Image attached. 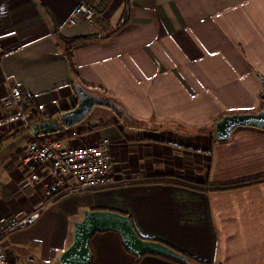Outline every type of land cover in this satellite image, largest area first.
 <instances>
[{
    "label": "crops",
    "instance_id": "0c3cea01",
    "mask_svg": "<svg viewBox=\"0 0 264 264\" xmlns=\"http://www.w3.org/2000/svg\"><path fill=\"white\" fill-rule=\"evenodd\" d=\"M80 1L0 0V117L11 84L49 124L77 106V87L112 102L117 108L105 106L89 124L91 112L40 133L56 130L48 137L75 146L109 138L121 184L55 196L53 177L33 178L49 163L26 160L29 130L0 129V235L9 261L61 264L75 222L107 209L129 215L142 238L207 262L264 264V129L215 135L224 115L263 107L264 0H98L101 19L70 24ZM90 34L100 37L74 46L73 73L59 35ZM35 212L34 222L15 228ZM90 247L89 264H184L139 257L116 230L97 233Z\"/></svg>",
    "mask_w": 264,
    "mask_h": 264
},
{
    "label": "built area",
    "instance_id": "2783aa9c",
    "mask_svg": "<svg viewBox=\"0 0 264 264\" xmlns=\"http://www.w3.org/2000/svg\"><path fill=\"white\" fill-rule=\"evenodd\" d=\"M97 1H80L69 16V23L77 24L82 20L94 24L100 15L96 8ZM3 105L7 113L0 117V129L21 123L29 130L32 140L28 145L26 160L49 163L44 176L34 174L33 178L42 181L49 176L53 177L56 181L53 185L55 196L64 192L105 189L121 184V181L116 180L112 174L113 155L109 138L104 137L88 146H75L48 136L44 137L43 133L36 129L40 123L31 121L30 97L15 84L10 85V92L5 97ZM38 215V212H35L24 217L15 228L29 225ZM0 264H35V260L33 257H27L14 263L10 262L3 235H0Z\"/></svg>",
    "mask_w": 264,
    "mask_h": 264
},
{
    "label": "water",
    "instance_id": "95a60500",
    "mask_svg": "<svg viewBox=\"0 0 264 264\" xmlns=\"http://www.w3.org/2000/svg\"><path fill=\"white\" fill-rule=\"evenodd\" d=\"M261 80L263 84L261 98L264 100V78ZM76 90L79 95L77 106L62 113L57 122L53 124L43 122L38 125L36 129L39 132L54 128L59 129L61 125H74L85 118L95 105L117 108L112 102L94 96L82 87H77ZM240 126L264 129V104L258 112H239L224 115L216 123V138L220 140L226 139ZM109 230L118 231L123 239L125 248L139 257L145 254H157L180 262L187 261L185 255L168 245L157 240L142 238L135 230L129 215L107 209H97L86 210L83 219L75 222L73 242L60 256V263L89 264L92 259L91 239L97 233Z\"/></svg>",
    "mask_w": 264,
    "mask_h": 264
},
{
    "label": "trees",
    "instance_id": "16d2710c",
    "mask_svg": "<svg viewBox=\"0 0 264 264\" xmlns=\"http://www.w3.org/2000/svg\"><path fill=\"white\" fill-rule=\"evenodd\" d=\"M104 6H102L100 8V11H102ZM129 5L127 4L125 11L122 14L121 17V21L119 23V26L124 24L128 19H129ZM60 39L62 40L64 47H65V53L67 56V59L69 61L71 70L73 71V73L76 72V66H75V61H74V54H73V48L74 46L78 45V44H84V43H88L90 41H93L94 39H97L99 36V34H90V35H82V36H76V37H64L62 35H59ZM31 102H32V115H31V121L32 122H38V123H43L44 119L41 116L40 110L33 104L32 98L30 97ZM56 130H50L48 131L46 136H50V137H56ZM163 243V242H162ZM166 244V243H164ZM168 245V244H166ZM169 247L173 248L174 250H176L177 252L183 254L186 256L187 261L182 262L184 264H213L210 262H207L205 260H202L200 258H197L193 255H190L186 252H183L179 249H176L170 245H168Z\"/></svg>",
    "mask_w": 264,
    "mask_h": 264
},
{
    "label": "rangeland",
    "instance_id": "374dc122",
    "mask_svg": "<svg viewBox=\"0 0 264 264\" xmlns=\"http://www.w3.org/2000/svg\"><path fill=\"white\" fill-rule=\"evenodd\" d=\"M96 3H97V4H96V8H97L98 11H99V7H98L99 2L97 1ZM100 17H101V15H99V17L97 18V20L95 21V23H96L99 19H101ZM95 23H94V24H95ZM94 24H92V25H94ZM103 109H105V106L96 105L95 108L92 109L91 113L85 118V120H83V121H84L83 124H85V123H86V124H89V123L91 122L92 118H94V117H96V116H98V115L100 114V111H104ZM98 113H99V114H98ZM97 114H98V115H97Z\"/></svg>",
    "mask_w": 264,
    "mask_h": 264
}]
</instances>
